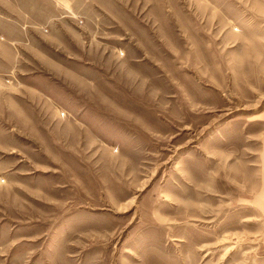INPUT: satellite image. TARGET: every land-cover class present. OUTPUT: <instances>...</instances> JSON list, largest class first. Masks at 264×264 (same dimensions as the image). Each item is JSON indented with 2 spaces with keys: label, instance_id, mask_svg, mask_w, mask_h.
Masks as SVG:
<instances>
[{
  "label": "rangeland",
  "instance_id": "1",
  "mask_svg": "<svg viewBox=\"0 0 264 264\" xmlns=\"http://www.w3.org/2000/svg\"><path fill=\"white\" fill-rule=\"evenodd\" d=\"M0 264H264V0H0Z\"/></svg>",
  "mask_w": 264,
  "mask_h": 264
}]
</instances>
